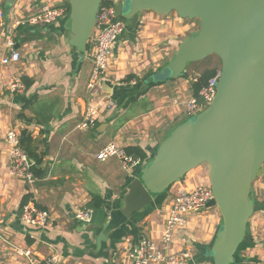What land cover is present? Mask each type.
Listing matches in <instances>:
<instances>
[{"label":"crops","instance_id":"0c3cea01","mask_svg":"<svg viewBox=\"0 0 264 264\" xmlns=\"http://www.w3.org/2000/svg\"><path fill=\"white\" fill-rule=\"evenodd\" d=\"M67 0H0V264H27L11 244L29 248L55 264H125L126 240L141 237L160 242L167 209L180 188L209 183V168L199 165L97 245L110 212L124 206L131 182L157 154L166 134L186 118L174 100L193 95L192 76L152 79L192 32L195 20L176 12L143 11L135 30L118 39L110 69L95 93L87 87L93 68L94 44L80 52L70 42V14L51 24L29 19L46 6H66ZM67 8V7H66ZM13 42L20 60L3 64ZM20 77L23 93H12L10 80ZM99 109L96 126L80 129L88 104ZM30 137L41 159L35 181L9 172L8 130ZM109 142L125 149L140 147L146 158L125 169L118 158L100 161ZM33 161V160H32ZM33 167H35L34 162ZM32 167V168H33ZM255 209L235 264H264V165L252 183ZM93 195L102 198L91 220L76 217L90 208ZM33 202L49 213V223L35 228L21 219L22 203ZM223 226L217 206L189 215V224L174 235L170 252H188L185 264H214L211 248Z\"/></svg>","mask_w":264,"mask_h":264},{"label":"water","instance_id":"95a60500","mask_svg":"<svg viewBox=\"0 0 264 264\" xmlns=\"http://www.w3.org/2000/svg\"><path fill=\"white\" fill-rule=\"evenodd\" d=\"M68 1L70 42L84 52L104 0ZM114 8L129 21L127 36L143 11L200 21L161 71L163 80L182 77L190 63L211 55L221 60V74L212 102L179 123L131 182L124 206L103 224L98 248L110 231L206 163L214 194L207 207L217 206L223 217L211 256L214 264H235L255 209L252 183L264 165V0H117Z\"/></svg>","mask_w":264,"mask_h":264},{"label":"built area","instance_id":"2783aa9c","mask_svg":"<svg viewBox=\"0 0 264 264\" xmlns=\"http://www.w3.org/2000/svg\"><path fill=\"white\" fill-rule=\"evenodd\" d=\"M117 0L103 1L93 28L89 43L94 44L93 68L88 80L87 87L90 92L95 93L104 77L108 73L113 59L114 47L120 36L127 30L129 21L123 17H117L114 4ZM68 13L64 5L46 6L33 14L29 23L33 25L51 24ZM9 42L10 54L4 56L3 64H10L20 60L19 51ZM221 68L208 80V83L200 90L199 97L192 96L182 100L176 98L174 104L180 106L183 112L194 116L209 105L217 92V84L220 78ZM196 80V78L194 79ZM8 90L12 93H23L26 89L24 81L15 77L9 81ZM99 109L96 104H88L83 120L79 124L80 129H88L96 126ZM5 141L9 148V172L19 179L33 183L36 179L32 167V159L21 143V134L10 129L7 131ZM100 161L104 162L110 158H118L125 169L132 168L139 162L137 158L126 152V149L117 142H109L97 154ZM214 198L209 183L200 184L192 189L180 188L175 194L171 205L167 209V218L161 233L160 242L141 237L137 242L126 240L123 251L125 264H185L189 257L188 252H170L174 235L185 229L189 224V215L199 212L207 207ZM93 209L85 208L76 212V217L88 222L91 220ZM22 221L35 228H44L49 223V213L40 209L35 203L29 202L24 205L21 212ZM13 250L24 257L27 264H55L56 256L44 258L24 246L11 244Z\"/></svg>","mask_w":264,"mask_h":264},{"label":"trees","instance_id":"16d2710c","mask_svg":"<svg viewBox=\"0 0 264 264\" xmlns=\"http://www.w3.org/2000/svg\"><path fill=\"white\" fill-rule=\"evenodd\" d=\"M106 0H104L105 2ZM66 7L68 10V14H70V4L69 1H67L66 3ZM218 69L213 68V69H209V70H204L203 72L199 73L198 76H196V80L191 79V83H192V89H193V95L196 97H199V92L200 90L208 83V80L213 77ZM30 142L31 139L30 137L27 135L26 132L21 133V143L22 146L24 147V149L26 150V152L28 153V155L30 156V158L36 163H35V167L32 168V170L35 171L38 170L37 169V165H40L41 163V159L37 157L36 154H34V152L31 150L30 147ZM126 152L130 155H132L134 158H139V159H144L146 158V153L144 150H142L140 147H128L126 148ZM261 171V170H260ZM37 172V171H36ZM35 175V174H34ZM26 203V199L23 200L22 203V208L24 207ZM102 204V198L99 195H93L91 202L89 203V206L91 209H98Z\"/></svg>","mask_w":264,"mask_h":264},{"label":"rangeland","instance_id":"374dc122","mask_svg":"<svg viewBox=\"0 0 264 264\" xmlns=\"http://www.w3.org/2000/svg\"><path fill=\"white\" fill-rule=\"evenodd\" d=\"M68 1V0H67ZM196 22V28H200V21L199 20H195ZM169 61V60H168ZM164 62L163 66L158 70L159 74L158 77L159 78H164L165 73L161 72L163 70V68L165 67V65L168 63ZM219 69L221 68V60L219 59L218 56L216 55H211L208 58L198 61V62H193L190 63L187 67V70L185 72L184 75L186 76H192V77H196L199 75V73L203 72L204 70H209V69ZM183 75V76H184ZM185 118L190 117L189 115H187L186 113H184ZM176 126H172V128L168 131V133L166 134V137L169 135V133L175 128ZM165 137V138H166ZM202 166L206 167L207 169L209 168L208 164L203 163Z\"/></svg>","mask_w":264,"mask_h":264}]
</instances>
